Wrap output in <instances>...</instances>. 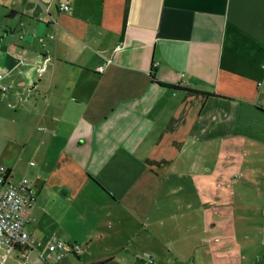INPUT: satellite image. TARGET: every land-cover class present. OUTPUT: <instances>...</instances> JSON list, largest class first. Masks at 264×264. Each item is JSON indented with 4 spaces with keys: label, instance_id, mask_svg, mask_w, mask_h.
Wrapping results in <instances>:
<instances>
[{
    "label": "crops",
    "instance_id": "obj_1",
    "mask_svg": "<svg viewBox=\"0 0 264 264\" xmlns=\"http://www.w3.org/2000/svg\"><path fill=\"white\" fill-rule=\"evenodd\" d=\"M0 74V164L36 192L29 264H150L132 246L173 216V178L227 160L221 179L263 194L264 261V0H0Z\"/></svg>",
    "mask_w": 264,
    "mask_h": 264
},
{
    "label": "rangeland",
    "instance_id": "obj_2",
    "mask_svg": "<svg viewBox=\"0 0 264 264\" xmlns=\"http://www.w3.org/2000/svg\"><path fill=\"white\" fill-rule=\"evenodd\" d=\"M218 162L208 170L210 175L173 178V216L166 226L157 222L143 227L156 238L146 240L142 236L133 244L139 258L150 264H264L259 219L263 194L257 184L248 185L244 177L225 176L227 181H239L231 189L221 178L235 169L232 164L224 168L228 160ZM250 179L261 180L259 176ZM181 185L183 191L178 192ZM219 197L224 201L221 204Z\"/></svg>",
    "mask_w": 264,
    "mask_h": 264
},
{
    "label": "built area",
    "instance_id": "obj_3",
    "mask_svg": "<svg viewBox=\"0 0 264 264\" xmlns=\"http://www.w3.org/2000/svg\"><path fill=\"white\" fill-rule=\"evenodd\" d=\"M60 9H69L67 3H60ZM99 71L103 66H99ZM2 74H0V79ZM9 85L0 83V90L5 92ZM36 200V192L27 177L13 181L9 176V169L0 164V242L8 249L18 250L17 264H29V254L35 247V239L24 230L28 213ZM63 247V242L52 238L47 242L48 252L42 254L45 260H60L64 253L56 251ZM72 251L82 250L80 244H73Z\"/></svg>",
    "mask_w": 264,
    "mask_h": 264
},
{
    "label": "trees",
    "instance_id": "obj_4",
    "mask_svg": "<svg viewBox=\"0 0 264 264\" xmlns=\"http://www.w3.org/2000/svg\"><path fill=\"white\" fill-rule=\"evenodd\" d=\"M157 83L160 85H163V86H168V87L173 88V89H185V90L189 89V88H185L184 86H181L180 84H173V85L172 84H165V83H162L160 81H157ZM259 109L264 111L263 108L259 107ZM72 252H74V251H72ZM96 264H102V263H96Z\"/></svg>",
    "mask_w": 264,
    "mask_h": 264
}]
</instances>
